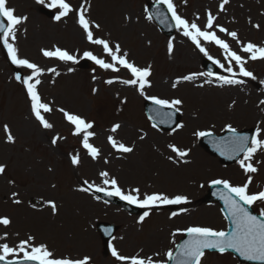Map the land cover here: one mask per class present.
Listing matches in <instances>:
<instances>
[{"label":"rangeland","instance_id":"rangeland-1","mask_svg":"<svg viewBox=\"0 0 264 264\" xmlns=\"http://www.w3.org/2000/svg\"><path fill=\"white\" fill-rule=\"evenodd\" d=\"M7 1L8 7L13 8L18 17H27L18 26L15 40H10V43L15 47L18 45L16 48L20 58H26L42 69L38 79L43 82L44 86L42 83L40 86L46 103L53 109L44 115L53 128L43 129L30 115V105L16 74L19 73L23 78L31 75V70L13 65L0 42V164L6 167V171L0 174V217L11 220L7 227L0 225V237L7 233V238L0 239V243L14 247L21 240L32 236V243L45 244L55 257L64 254L70 258L88 256L90 264H125L117 261L111 253L104 255L94 226L97 220H105L120 226L113 246L121 255L163 259L166 251L174 248L183 233L177 230L188 226L217 230L225 228L226 222L219 207L199 200L209 180L226 179L233 185H241L251 175L249 190L258 191L260 186H264V150L258 151L251 161L258 171L245 174L238 161L227 167L220 164L198 145L194 135L198 130L220 132L229 124L236 129L253 127L256 130L257 126L264 129V105L258 109L254 107L255 98L264 100V60H250L248 54L241 50L242 45L249 42L264 47V0H228L223 11L219 7L222 0H173L177 14L189 22H196L203 28L207 14L211 12L215 17L214 25L237 33V40H233L217 28L213 29L233 51L245 59V68L256 77L253 80L238 76L244 83L237 86L234 92L224 88L214 90L219 86L215 76L199 75L206 73L201 63L208 57L200 53L181 31L176 29L172 37H165L146 18V4L155 0H66L73 11L59 21L41 12L49 0H45L43 5L36 0ZM81 6L87 9L86 18L100 25L99 29L92 28L94 37L106 39L112 46L118 43L121 53H128L127 58L135 65L150 66V86L144 89L146 96L179 98L183 101L180 111L184 127L175 132H162L151 127L142 112L144 96L140 95L138 86L121 82L131 79L125 69L115 72L105 70L89 59L87 68L79 67L81 59L86 58L83 55L85 51L111 62L101 46L87 41L78 25L76 13ZM51 9L56 16L58 9ZM40 31L47 33V36L38 35ZM170 40L173 42L172 54L167 49ZM202 46L210 56L227 67L221 49L203 41ZM55 47L67 50L77 58L76 62L66 63L42 55V49L52 50ZM232 63L234 72L238 73L239 68L234 61ZM69 68L72 71H68ZM193 74H196L193 80L182 79ZM216 75L228 76L229 73L218 67ZM110 79L113 80L111 84L106 82ZM173 83H176L175 88L172 87ZM230 94H239L243 101L234 104L228 100ZM213 95H222L221 101L210 103ZM249 107H254L251 114L248 113ZM60 108L93 124L90 131L95 135L90 143L100 150L98 159L93 160L82 148V136L72 134L73 128L58 110ZM203 110L211 112L202 115ZM5 124L15 138L14 143L6 142L3 131ZM115 124L121 127L113 133L111 128ZM109 135L118 143L132 147L131 154L122 155L121 160L114 158L117 151L108 143ZM141 136L144 138L141 139ZM53 138H58L55 145L51 143ZM261 138H264V133ZM153 142L167 154H170L166 150H170V144L182 150L196 145L194 150L205 154L216 164L209 162L200 170L193 167V163H184L178 169L181 174L175 173L174 164L167 160L168 166L159 163L158 154L153 153ZM73 155H79V165L71 164ZM129 161L140 166L148 163L155 174L150 173L148 165L130 172ZM102 171L108 172V179L116 176L121 186L130 190L139 188L141 198L152 192L170 197L179 193L193 199L194 208L185 212L171 205H161L143 210L140 215H128L122 211L114 213L113 207L108 208L92 194L78 191L85 186L84 181L103 186V178L99 175ZM13 193L17 195L13 197ZM14 199H19L21 203H13ZM48 200L56 203V214L43 203ZM254 208L259 212L264 205L256 204ZM69 210L70 214H67ZM144 211H149V216L143 222H138ZM173 212L179 214L172 216ZM157 233L160 234L159 238L163 237V241L159 242L158 236H154ZM202 264L240 263L229 254L211 253L202 258Z\"/></svg>","mask_w":264,"mask_h":264},{"label":"snow or ice","instance_id":"snow-or-ice-1","mask_svg":"<svg viewBox=\"0 0 264 264\" xmlns=\"http://www.w3.org/2000/svg\"><path fill=\"white\" fill-rule=\"evenodd\" d=\"M39 4H45V0H36ZM156 4L164 5L167 8L168 13L171 14V20L174 22V26L177 30L181 31V34L192 42L193 45L212 61L213 64L224 69L228 76L216 75L209 71L207 73H199L201 76L213 77L225 85H236L244 83L243 80L237 79V76L248 77L253 80L256 79L254 74L245 68V59L233 51L229 44L221 39L217 35V31L213 30L217 28L219 32L226 33L233 40H237V33L228 31L226 28L218 25H214L215 17L209 12L207 14V22L203 28L196 22H189L177 14L176 7L173 0H155ZM228 3V0H222L220 4V10H224V6ZM49 8L58 9V13L55 16V20L59 21L62 17H66L73 11L71 5L66 0H49L46 4ZM87 9L81 6V9L76 13L77 23L83 30L87 41L94 45H99L103 48L104 53L111 58V62H106L104 59L98 58L90 51L83 53L84 57L93 61L100 68L105 70L119 71L121 68L126 69L131 79L123 80L122 83L126 85L138 86L137 90L141 96H144L146 100H150L152 104L159 106V108L173 109L175 112L180 111V106L183 101L179 98L176 99H163L156 96H146L144 89L146 86H150L149 77L151 76V68L139 67L133 62L129 61L128 53H121V46L110 45L109 41L103 38L94 37L92 28H100V25L86 18ZM0 18H3L4 22H0V42H2L4 49L7 50L9 60L13 65L22 67L24 69L31 70V75L21 77L19 73L16 74L17 81H20L27 92V97L30 101L31 115L39 123L43 129H51L53 125L45 118V113L53 111L52 107L45 102H42L40 94L37 91V85L41 83L38 77L42 73V69L35 63L30 62L26 58H20L18 55V49L10 40L14 41L16 37V30L18 26L26 21L27 17H18L15 15V10L7 6V0H0ZM151 20L149 15L146 17ZM259 27V25H255ZM202 41L216 45L224 53V59L227 61V67L221 63L220 60L214 59L209 55L205 47L202 46ZM239 42V41H237ZM168 53L173 52V42L170 40L167 45ZM241 50L248 54L250 60H264V47L257 46L251 42L242 45ZM42 55L46 58H54L62 62H76V57L70 54L67 50H63L59 47H55L52 50L42 49ZM239 68V72L236 73L233 70V63ZM49 71H55L49 69ZM68 71H72L71 68ZM195 75H187L182 77L185 81L195 79ZM107 83H113V80L106 81ZM179 81H177L178 83ZM172 87H176V83L172 84ZM95 91V89H93ZM260 105H264V100H261ZM64 119L73 128V135L82 136L80 141L81 146L86 150L88 156L93 160H96L100 156V150L90 143V139L95 135L90 131L93 128V124L86 121L84 118L77 114L70 113L63 108L58 109ZM173 112L157 113L161 117V123H168L172 120ZM121 126L119 124L113 125L111 131L115 133ZM153 128L157 125L153 124ZM184 127L183 124L177 123L173 127L172 131ZM226 130L231 133V136L227 140L221 138L218 141H214L217 151L222 156H227L229 159H233L242 154V159L238 160L240 168L245 174L256 173L258 169L253 166L252 159L254 155L264 150V138H261L264 129L257 126L255 134L251 137L247 135H240L237 129L230 124L226 125ZM3 131L6 134V142L14 143L15 138L11 133V130L7 124L3 125ZM197 138L211 137L213 134L211 131H197L194 133ZM141 139L144 137L141 136ZM58 138H53L51 143L55 145ZM108 143L113 149L120 153H131L132 147L125 145L124 143H118L117 140L109 135L107 137ZM171 152L175 154V157L179 158V161L187 162L186 157L189 156L187 150H182L175 144L168 145ZM169 160H173V157H169ZM107 162V161H106ZM177 162V161H173ZM79 155H73L71 157L72 165H79ZM6 171V167L0 164V174ZM103 178V186L89 183L84 181L86 187H80L78 191L81 192H99L104 196L118 197L120 200L126 201L130 205H136L143 209H151L161 205H182L188 203L187 197L184 195L168 196L163 193H151L144 194L141 198L140 189L132 188L129 192L123 191L118 181L115 178L108 179V172L102 171L99 173ZM252 183V176H247V181L241 185H233L226 179H213L210 181L211 185H222L223 191L218 193L219 199L223 201L227 210V218L230 219L232 228L231 231L215 230L211 227L204 226H191L184 230H177V232H183L187 235L188 239L184 240L182 244L178 246V256H174L173 251L169 249L163 259H154L152 256L141 257L139 255L124 256L121 255L116 248L109 243V249L111 255L125 264H168L169 261H176V264H202V258L205 255V250H215L218 253H224L228 249H232L237 252L241 257L248 261H259L264 264V208H261L259 215H253L249 209L254 205H264V189L250 193L249 185ZM13 197L17 193L12 194ZM13 203L20 204L19 199H14ZM53 214L58 212L56 203L53 200L44 201ZM35 207V205H34ZM184 211V209H181ZM172 216L178 215L177 212H173ZM149 216V211H144L143 215L139 217L138 222H143L146 217ZM11 223L8 217H0V225L7 227ZM176 235V233H173ZM7 233L0 239H6ZM34 237L29 236L27 239L21 240L17 245L9 246L7 243H0V262L2 264H90V257L84 256L83 258H57L53 252L50 251L45 244H34L32 241ZM159 256V253L156 254Z\"/></svg>","mask_w":264,"mask_h":264},{"label":"bare ground","instance_id":"bare-ground-1","mask_svg":"<svg viewBox=\"0 0 264 264\" xmlns=\"http://www.w3.org/2000/svg\"><path fill=\"white\" fill-rule=\"evenodd\" d=\"M39 34L44 35V37L47 36V33L43 32V31H40V32L38 33V35H39ZM214 90H219V89H218V88H214ZM228 90H229V92H234V91H236L235 88H228ZM230 95H231V96L228 97V100L234 102V104H235L236 102H241V101H243V99L239 96V94H237V96H234V95H232V94H230ZM221 99H222V95H218V96L213 95V97L210 98V100H211L210 103H214V104H215V103H217V102H220ZM257 102L259 103L260 101L257 100ZM252 108H253V107H252ZM210 112H211V111H209V110H203L202 115H208ZM246 120L249 121L248 118H247ZM145 152H147V150H145ZM146 155H148V153H147ZM187 158H188V157H187ZM192 158H194V160H193L194 165L197 167V169H200V170H203V166L206 165V164H208V163L211 161V159H210L209 157H207L206 155H203V154L199 153L197 150H194V149H193V150L190 152V154H189V159H192ZM158 161H159L160 164H162V165L165 164L166 166H168V163L165 161V154H158ZM212 164H214V162H213ZM145 165H148V163L145 164ZM135 166H136V165H134L133 167H135ZM193 167H194V166H193ZM173 169H174L173 171H174L175 173H180V174H181V172L178 171V169H177L176 166H173ZM143 171L146 172V168H144ZM161 177H162V176H161ZM66 213H67V214H70V210L67 211ZM76 230H77V228H76ZM77 231H78V230H77ZM154 236H158V238H159L160 234H155ZM163 240H164L163 237L159 238V242H161V241H163Z\"/></svg>","mask_w":264,"mask_h":264},{"label":"water","instance_id":"water-1","mask_svg":"<svg viewBox=\"0 0 264 264\" xmlns=\"http://www.w3.org/2000/svg\"><path fill=\"white\" fill-rule=\"evenodd\" d=\"M151 12H152V14L156 17V19L157 20H160V15L159 14H161L162 12H163V10H162V8H161V6L160 5H154L152 8H151ZM153 108V107H152ZM225 138V137H224ZM224 208H225V206H224ZM225 210H226V208H225ZM226 212H227V210H226ZM231 222V221H230ZM231 228H232V224H231V227H230V231H231ZM232 250V249H231ZM234 251V250H233ZM235 252V251H234ZM237 255H239L237 252H235ZM175 256H178V254H176ZM240 256V255H239ZM241 257V256H240ZM175 262V260H173L172 262H171V264L172 263H174Z\"/></svg>","mask_w":264,"mask_h":264}]
</instances>
